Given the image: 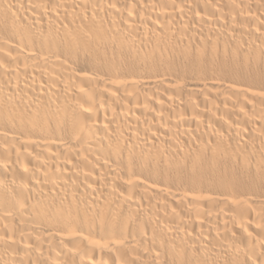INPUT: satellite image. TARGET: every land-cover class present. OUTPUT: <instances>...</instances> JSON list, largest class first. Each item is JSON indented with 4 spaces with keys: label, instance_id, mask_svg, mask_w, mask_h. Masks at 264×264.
Listing matches in <instances>:
<instances>
[{
    "label": "bare ground",
    "instance_id": "bare-ground-1",
    "mask_svg": "<svg viewBox=\"0 0 264 264\" xmlns=\"http://www.w3.org/2000/svg\"><path fill=\"white\" fill-rule=\"evenodd\" d=\"M0 264H264V0H0Z\"/></svg>",
    "mask_w": 264,
    "mask_h": 264
}]
</instances>
